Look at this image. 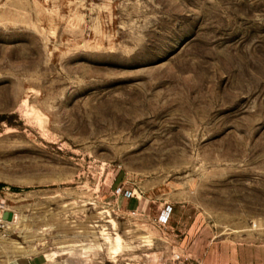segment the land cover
Instances as JSON below:
<instances>
[{"label": "rangeland", "instance_id": "1", "mask_svg": "<svg viewBox=\"0 0 264 264\" xmlns=\"http://www.w3.org/2000/svg\"><path fill=\"white\" fill-rule=\"evenodd\" d=\"M0 183V264H264V0H0Z\"/></svg>", "mask_w": 264, "mask_h": 264}, {"label": "built area", "instance_id": "2", "mask_svg": "<svg viewBox=\"0 0 264 264\" xmlns=\"http://www.w3.org/2000/svg\"><path fill=\"white\" fill-rule=\"evenodd\" d=\"M172 206L171 205H166V207L162 210L161 214L159 215L158 217V220L160 223L162 224H166L170 217H171V213H172ZM6 211L4 210V206H2V204H0V222H4L3 220V215L2 213ZM175 264H203L201 262H194L191 257L189 256H186L184 257L183 259H181L180 261H178L177 263Z\"/></svg>", "mask_w": 264, "mask_h": 264}, {"label": "crops", "instance_id": "3", "mask_svg": "<svg viewBox=\"0 0 264 264\" xmlns=\"http://www.w3.org/2000/svg\"><path fill=\"white\" fill-rule=\"evenodd\" d=\"M132 202L135 203L134 207H136L137 209L140 207L141 200L134 201V200H131L129 197L123 195V201H122L123 208H127L128 206L132 204ZM44 263L45 262H39V261L33 262L32 260H27V261H17L14 264H44Z\"/></svg>", "mask_w": 264, "mask_h": 264}, {"label": "water", "instance_id": "4", "mask_svg": "<svg viewBox=\"0 0 264 264\" xmlns=\"http://www.w3.org/2000/svg\"><path fill=\"white\" fill-rule=\"evenodd\" d=\"M3 219L6 221H12L14 219V212L13 211H4L2 213Z\"/></svg>", "mask_w": 264, "mask_h": 264}, {"label": "trees", "instance_id": "5", "mask_svg": "<svg viewBox=\"0 0 264 264\" xmlns=\"http://www.w3.org/2000/svg\"><path fill=\"white\" fill-rule=\"evenodd\" d=\"M1 186H3V184H2V183H0V187H1Z\"/></svg>", "mask_w": 264, "mask_h": 264}]
</instances>
